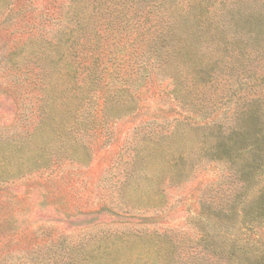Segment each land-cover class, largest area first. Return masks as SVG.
I'll return each mask as SVG.
<instances>
[{
  "label": "rangeland",
  "instance_id": "374dc122",
  "mask_svg": "<svg viewBox=\"0 0 264 264\" xmlns=\"http://www.w3.org/2000/svg\"><path fill=\"white\" fill-rule=\"evenodd\" d=\"M113 18L0 0V264H264V220L242 213L264 165L247 187L249 155L217 150L264 121V40L159 67L147 27Z\"/></svg>",
  "mask_w": 264,
  "mask_h": 264
},
{
  "label": "trees",
  "instance_id": "16d2710c",
  "mask_svg": "<svg viewBox=\"0 0 264 264\" xmlns=\"http://www.w3.org/2000/svg\"><path fill=\"white\" fill-rule=\"evenodd\" d=\"M85 2L92 11L101 15H114V23L121 30L130 25L136 27L130 38L143 36V28L148 29L144 41L155 48L159 67L166 60V53L190 59L200 45H208L225 38L226 33L241 32L244 40L260 43L264 40V5L258 0H79ZM238 1L239 3H237ZM102 23H113L105 22ZM150 25L149 27L147 25ZM77 26L84 28L82 17ZM119 29V27H118ZM174 91L178 93L180 81L177 76L171 78ZM210 84L207 82L206 85ZM246 122L239 131L233 132L217 146L219 155L232 157L234 152L243 151L249 159L241 169L248 185L256 182V170L264 165V121L257 112L247 115ZM235 215L239 211H234ZM243 223L250 228H261L264 220V187L249 198L243 206ZM251 264H259L258 261Z\"/></svg>",
  "mask_w": 264,
  "mask_h": 264
}]
</instances>
